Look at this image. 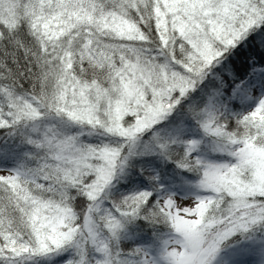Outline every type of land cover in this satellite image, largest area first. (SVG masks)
<instances>
[{
    "label": "snow or ice",
    "instance_id": "6c2138e0",
    "mask_svg": "<svg viewBox=\"0 0 264 264\" xmlns=\"http://www.w3.org/2000/svg\"><path fill=\"white\" fill-rule=\"evenodd\" d=\"M0 264H264V0H0Z\"/></svg>",
    "mask_w": 264,
    "mask_h": 264
}]
</instances>
